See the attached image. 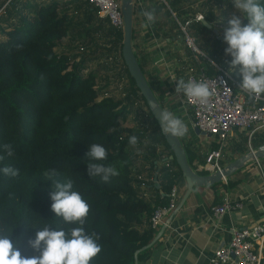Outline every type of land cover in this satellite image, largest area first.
<instances>
[{
    "label": "trees",
    "instance_id": "16d2710c",
    "mask_svg": "<svg viewBox=\"0 0 264 264\" xmlns=\"http://www.w3.org/2000/svg\"><path fill=\"white\" fill-rule=\"evenodd\" d=\"M20 1H14L11 6L10 1L9 8H4L0 14V35H8L5 41H0V156L4 157L0 160V168L19 169L16 177L0 172V234H10L12 230L10 238L14 245L23 256L32 257L39 256L40 252L32 249L28 241L45 225L50 224L53 230L69 231L71 227H81L79 224L65 225L62 217L51 209L53 181L45 173L54 169L53 180L66 182L71 178L73 190L81 193L90 205L82 227L89 235L98 234L97 242L101 245V252L90 264H135L136 251L154 236L153 209L166 204L171 186L185 177L176 159L172 158L176 168L163 169L166 182L162 189L166 195L160 192L156 198L146 201L133 185L135 177L131 165L139 154L128 149L130 137H137L136 144L147 145L151 155H160L159 146H164L167 155L173 150L127 69L121 52L123 30L110 26L107 35L112 36L119 47L132 93L147 106L144 113L150 125L145 127L143 122V128L125 125L127 114L133 109L132 100H115L112 96L97 99L101 91L108 90L104 89L106 86L97 87L94 71L83 72L93 55L71 60L55 52L60 41L72 36L69 29L72 19L69 13L61 12L57 0L38 6L26 0L19 8ZM10 10L16 14L12 16L13 23L8 24L6 18L13 14ZM211 16L207 14L206 19L212 23ZM5 23L7 26L3 27ZM189 28L201 35L211 32L201 22H192ZM200 64L206 66L208 73H213L209 63L198 62ZM231 73L237 93L242 75L238 68ZM152 88L155 91L154 86ZM94 143L107 151V159L96 162L114 167L120 173L108 182L88 174L90 161L86 153ZM5 144L12 145L14 156L7 155ZM217 145L215 143V147ZM184 147L188 162L194 167ZM235 183L230 182V186ZM147 221L150 223L148 229H140ZM148 250L137 254V259Z\"/></svg>",
    "mask_w": 264,
    "mask_h": 264
},
{
    "label": "crops",
    "instance_id": "0c3cea01",
    "mask_svg": "<svg viewBox=\"0 0 264 264\" xmlns=\"http://www.w3.org/2000/svg\"><path fill=\"white\" fill-rule=\"evenodd\" d=\"M42 1H45L44 4L49 3V0ZM201 2L202 0H133V50L137 53L144 75L151 86H154L156 96L164 99L165 108L187 125L188 132L181 139L189 151L194 167L211 146L215 147V143L211 136L196 129L191 119V111L184 104V97L181 93H176L178 80L186 81L187 73L199 66L200 58L205 60L203 55L198 57L194 54L195 68L187 61L190 59V51L185 47L178 23L192 21L196 14H206L208 11L202 9ZM153 10L155 22L145 28L146 18L143 12ZM207 22L212 26L211 22ZM155 33L160 43L158 47L152 37ZM162 53L165 56L160 58ZM243 91L241 95L249 101V94ZM126 122L125 120V125L131 126ZM250 130L249 127L232 129L224 148V161L231 162L250 150L251 145L256 150L264 143V128L252 136ZM137 145L142 144L128 146L133 153L139 154L131 165L136 191L146 201L156 198L160 192L166 195L162 189L166 182L163 169L176 168L171 162V154L167 155L164 146H159L160 155H151L148 154V149L137 150ZM259 163L262 168L256 165L255 160H249L235 174L217 184L194 185L192 192L179 207L187 191V182L181 179L178 184L180 200L171 211L168 224L159 228L162 230L165 226L162 234L147 248L149 250L141 259H137V254L141 251L136 254L135 264H208L209 256L231 239V230L234 227L264 224V176H261L264 172V157ZM232 181L236 183L230 186ZM225 198H229L233 204L242 205L227 211L215 222L211 219L210 207L222 203ZM147 222L139 228L148 229L150 223ZM262 257L264 264V250Z\"/></svg>",
    "mask_w": 264,
    "mask_h": 264
},
{
    "label": "clouds",
    "instance_id": "9594fccd",
    "mask_svg": "<svg viewBox=\"0 0 264 264\" xmlns=\"http://www.w3.org/2000/svg\"><path fill=\"white\" fill-rule=\"evenodd\" d=\"M234 7L242 13H233L227 21L228 27L224 30V41L227 44L225 55H230L231 60L226 61L230 70L239 69L242 75L240 88L245 90L250 97L259 100L264 95V2L262 0H231ZM146 18L144 27H149L155 22L153 11H144ZM244 18L247 19L245 24ZM203 21V17H197ZM175 80V79H173ZM176 93H182L189 99H194L199 104L206 105L213 96L214 90L206 81L197 82L189 79L178 80ZM157 115V114H156ZM157 118L160 129L167 135L176 137L184 136L188 132L187 125L169 111L162 110ZM132 145L137 143V137L129 138ZM9 157L15 155L11 144L3 145ZM89 158L88 174L90 177H99L108 182L112 177L118 176L119 171L111 166H105L96 161L107 159L106 148L100 144L90 145L86 153ZM0 156V160H3ZM6 176L16 177L19 169L11 166L0 168ZM45 175L53 181L54 191L50 193L51 209L65 225L79 224L81 227H71L70 231L61 228L53 230L50 224L45 225L36 233L34 239L28 243L32 249L39 251V256L25 257L12 241L10 234H0V264H90V261L101 252V245L97 242L99 235L86 233L82 225L90 211V205L84 200L81 193L74 189V181L69 178L66 182L53 180L56 170H50ZM43 245V247H42Z\"/></svg>",
    "mask_w": 264,
    "mask_h": 264
},
{
    "label": "built area",
    "instance_id": "2783aa9c",
    "mask_svg": "<svg viewBox=\"0 0 264 264\" xmlns=\"http://www.w3.org/2000/svg\"><path fill=\"white\" fill-rule=\"evenodd\" d=\"M89 5L98 9V12L110 21V25L117 30L123 29V11L120 0H86ZM10 1L7 2L9 4ZM4 12V11H3ZM2 12V13H3ZM1 13V14H2ZM197 17H203L205 14L200 13L194 16V19L186 23L179 22L178 27L181 30L185 47L190 51H195L196 55H201L207 59V63L215 64L212 59L206 56L197 46L196 37L189 34V26L191 22H202ZM149 33V32H148ZM150 34V33H149ZM155 40L156 47L159 46V39L156 33L152 35ZM162 53L159 57H164ZM202 57V56H201ZM199 63L205 62L200 58ZM212 67V66H211ZM193 79L197 82L206 81L214 90L213 96L209 99L208 104H199L194 99L184 97L185 106L191 111V119L196 127L206 135L211 136L213 142L218 143L216 147L211 146L204 153L203 159L196 163L198 171L211 174L217 170H222L227 163L225 160L224 148L227 145V138L230 137L234 127H249L250 136L256 134L264 128V95L257 100L250 97L246 101L244 96L235 92V80L232 73L224 68L213 70V73H208L206 66L199 65L195 70L187 73L186 82ZM160 99V98H159ZM164 100V99H163ZM162 99L160 102L165 108V103ZM166 109V108H165ZM166 111H168L166 109ZM250 150L253 146H250ZM260 159H256L255 163L259 168H262ZM264 176V172L261 173ZM225 179H227L225 177ZM179 183H175L170 188L168 194V202L163 205H158L152 211L151 226L156 230L162 225L168 224V217L171 211L176 207L180 200ZM264 186V183H263ZM242 204H233L229 198H225L222 203H217L210 207L211 219L218 222L227 211L236 207H241ZM231 239L224 245H221L209 256L208 264H262V253L264 250V224L258 223L245 227H234L231 230Z\"/></svg>",
    "mask_w": 264,
    "mask_h": 264
},
{
    "label": "rangeland",
    "instance_id": "374dc122",
    "mask_svg": "<svg viewBox=\"0 0 264 264\" xmlns=\"http://www.w3.org/2000/svg\"><path fill=\"white\" fill-rule=\"evenodd\" d=\"M8 1H12L10 3L11 6L16 0H0V8L2 9L0 14L4 11V8H9L7 4ZM25 1L26 0H21L20 4H17V7L22 8V4ZM50 1L51 0H49V2ZM30 2L38 6L45 1L30 0ZM57 2L62 7L61 12L65 11L69 13L72 19V23H70L69 26V29L72 31V36L60 41L59 46L55 48V52L67 55L71 60L82 59L83 56L88 54L93 55L94 57L92 59H88V68L83 72L86 73L89 70L94 71L97 76V87L106 86L104 89L108 90L101 91L97 99L99 100L103 96H112L115 100H127L128 102L132 100V112L127 114L125 120L131 124L133 128H143V122H145V127L150 125V121L147 116L145 117L146 114L144 113L147 106L141 98H136L135 93H132L133 88L129 76H127L124 71L125 64L119 53V47L117 44H114L113 37L107 35L110 31V21L106 17H103L98 11L96 12V8L89 5L86 0H57ZM200 4L204 11H209L210 7H212L211 12L207 14L212 15L210 17L212 20L211 24L219 31V35L214 31L210 33L205 32L202 35L196 34L194 32L196 30L193 31L192 28H190L189 34L196 37L197 46L200 50L215 62V64L211 63V70H218L221 67L231 72L232 70H230V66L226 61L231 60L232 57L230 55H225L224 50L227 44L224 41V30L228 27L227 21L232 18L233 13L241 16L242 13L234 7L231 0H202ZM7 5L8 7H6ZM11 12H13V14H9L8 18H6L8 24L13 23L12 16L16 14L14 11ZM205 17L207 18L206 14ZM243 22L246 24L247 19L244 18ZM2 26L5 27L7 24H2ZM7 38V34L0 35V41H5ZM187 50L190 51L189 49ZM194 54H196V52L191 50L190 54H188L190 59H187L188 62L193 64V68L196 67L194 64ZM205 62L207 63L206 58ZM243 92V89L238 87L237 93L241 94ZM142 145H144V147H140ZM142 145H137L136 149H148L147 145L144 143H142Z\"/></svg>",
    "mask_w": 264,
    "mask_h": 264
},
{
    "label": "water",
    "instance_id": "95a60500",
    "mask_svg": "<svg viewBox=\"0 0 264 264\" xmlns=\"http://www.w3.org/2000/svg\"><path fill=\"white\" fill-rule=\"evenodd\" d=\"M122 11H123V33H124V39H123V45L121 47V52L123 54L124 60L128 66V71L130 75H132L135 79L136 86L140 90V94L143 96V98H146L147 104L150 107L152 111V115L155 117L156 121L159 120L157 118V115L162 111H166V109L163 107V105L160 102V99L156 96L154 93V90L147 78L146 75H144L140 62L137 58L136 53L133 50V23H134V10L135 6L133 5V0H120ZM202 24L205 25L209 30H214V32L219 35V31L208 24L206 19L202 21ZM220 38H223L222 36H219ZM157 114V115H156ZM198 131L200 129L196 127ZM162 131V130H161ZM163 135L166 137L165 141L167 144H169L173 150V153L171 154L172 158H175L176 163L178 164V167L181 168L183 175L185 177V180L187 182V191L185 195L183 196L181 203L179 204V207L185 202L189 194L192 192V188L194 185H213L221 182L225 179V177H231L233 174H235L240 168L243 167V165L246 164L249 160H256V159H262L264 157V143L260 145L256 150H248L247 152L240 155L235 160H232L231 162H227L222 170H217L214 173L207 174V173H201L194 167H191L189 164V159L187 156L186 149L184 147V144H182L181 137H176L172 135H167L162 131ZM164 227L162 230L157 231L151 241L147 245H145L143 248L138 250V252L135 253V256L140 251H143L147 248H149L151 245L155 243V241L159 238V236L162 234ZM135 261L137 259L135 258Z\"/></svg>",
    "mask_w": 264,
    "mask_h": 264
}]
</instances>
